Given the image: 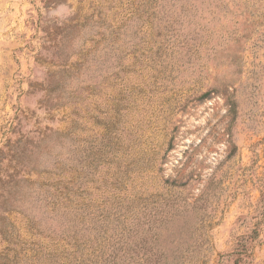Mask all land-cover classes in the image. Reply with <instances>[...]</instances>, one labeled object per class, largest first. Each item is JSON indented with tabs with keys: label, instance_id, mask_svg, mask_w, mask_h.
<instances>
[{
	"label": "rangeland",
	"instance_id": "obj_1",
	"mask_svg": "<svg viewBox=\"0 0 264 264\" xmlns=\"http://www.w3.org/2000/svg\"><path fill=\"white\" fill-rule=\"evenodd\" d=\"M115 235L264 264V0H0V264Z\"/></svg>",
	"mask_w": 264,
	"mask_h": 264
},
{
	"label": "trees",
	"instance_id": "obj_2",
	"mask_svg": "<svg viewBox=\"0 0 264 264\" xmlns=\"http://www.w3.org/2000/svg\"><path fill=\"white\" fill-rule=\"evenodd\" d=\"M134 228H131L127 231L128 239L133 243V237L135 236L134 234ZM126 237L122 236H110L105 239V245L102 249H100L97 253L94 252L93 257L94 260H92V264H120L119 262V253H120V244L123 242L126 244ZM144 243L146 242L145 240H142ZM135 245V244H133ZM130 245L128 249V253L130 252H135V249H132ZM128 259L131 260L130 264H134V261H132L134 258L133 256L129 255ZM146 262L148 260L145 259ZM144 261V262H145ZM138 263V262H137Z\"/></svg>",
	"mask_w": 264,
	"mask_h": 264
}]
</instances>
